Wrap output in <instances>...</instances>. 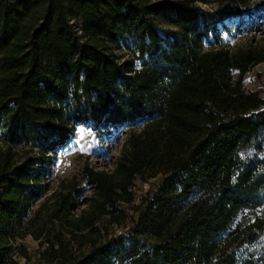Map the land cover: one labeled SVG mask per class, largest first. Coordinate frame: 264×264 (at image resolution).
I'll list each match as a JSON object with an SVG mask.
<instances>
[{
  "label": "trees",
  "instance_id": "obj_1",
  "mask_svg": "<svg viewBox=\"0 0 264 264\" xmlns=\"http://www.w3.org/2000/svg\"><path fill=\"white\" fill-rule=\"evenodd\" d=\"M257 10L264 0H0V264H20L27 235L46 264H264V97L241 85L264 46L222 41ZM79 125L129 131L112 172L86 166L52 190ZM158 175L128 232L110 234L136 181ZM81 181L92 193L78 209Z\"/></svg>",
  "mask_w": 264,
  "mask_h": 264
},
{
  "label": "rangeland",
  "instance_id": "obj_2",
  "mask_svg": "<svg viewBox=\"0 0 264 264\" xmlns=\"http://www.w3.org/2000/svg\"><path fill=\"white\" fill-rule=\"evenodd\" d=\"M197 5L204 11H211L214 5ZM242 24V25H239ZM239 25V26H238ZM228 32L222 34L223 47L231 53L246 51L264 46V15L258 10L253 12L241 22L234 24H226ZM122 58L119 61H129V56L125 50L122 51ZM231 80L237 79V72H230ZM242 89L245 92H256L264 97V64H258L252 68L242 79ZM128 129L115 131L114 129L95 131L84 125L76 126L70 133L69 141L59 150L52 167L51 186L52 190L59 184L61 180H69L74 176H78L84 167H90L96 171L112 172L116 167L117 161L123 150L124 143L127 138ZM254 149H249L243 153V156L250 157L255 154ZM260 157H264V139H262V150L259 152ZM161 179L158 175L154 179L146 182L136 181L135 187L132 189L134 193V202L131 205L123 206L127 212L126 221L119 227L111 226L110 234H121L128 232L129 218H135L137 213L136 206L139 204L140 198L144 197L153 185L157 184ZM49 191L45 197L49 196ZM90 186L81 181L76 190V199L79 202L78 209L85 208V199L91 195ZM43 200L36 203L35 210ZM105 219H101L98 225H102ZM25 250L26 257H18L20 264H46L40 259V247L38 241L33 239L31 235L25 236L18 241Z\"/></svg>",
  "mask_w": 264,
  "mask_h": 264
}]
</instances>
